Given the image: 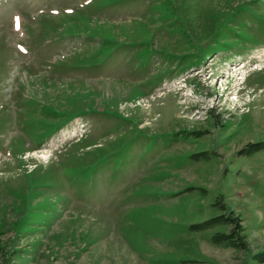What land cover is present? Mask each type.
Wrapping results in <instances>:
<instances>
[{"label":"rangeland","instance_id":"rangeland-1","mask_svg":"<svg viewBox=\"0 0 264 264\" xmlns=\"http://www.w3.org/2000/svg\"><path fill=\"white\" fill-rule=\"evenodd\" d=\"M187 2L0 0V264H264V0Z\"/></svg>","mask_w":264,"mask_h":264},{"label":"trees","instance_id":"trees-1","mask_svg":"<svg viewBox=\"0 0 264 264\" xmlns=\"http://www.w3.org/2000/svg\"><path fill=\"white\" fill-rule=\"evenodd\" d=\"M192 1V9L189 8V5H190V2ZM186 6H188V14H187V17H188V22L190 25H192V19L194 18V20L196 21V23L198 24L199 23V18L200 16H202L203 14L207 15L208 17H211L209 14V10H207L204 6H203V2L199 3V0H188L187 3H185ZM190 19V20H189ZM210 20V19H209ZM213 22V21H212ZM195 23V24H196ZM216 23V20L214 21V24ZM209 26L210 27H207L208 29H205V30H208L207 32L205 31V33H207L206 35H211L214 31H212V28L214 27L213 23H211V21H209ZM213 26V27H212ZM212 27V28H211ZM192 34L193 31H190ZM264 147V143L263 142H258V143H254L253 146L246 152H253L255 150H258L260 148H263ZM228 218H226L225 216L221 215V216H218L214 219L215 222H226ZM234 235H231V234H227V233H218L214 236L215 240L216 241H222V240H226L228 241L229 243H232L234 245H238V246H241V244H243V242L241 241H236L235 239H233ZM257 258L259 259H264V252L256 255Z\"/></svg>","mask_w":264,"mask_h":264},{"label":"bare ground","instance_id":"bare-ground-1","mask_svg":"<svg viewBox=\"0 0 264 264\" xmlns=\"http://www.w3.org/2000/svg\"><path fill=\"white\" fill-rule=\"evenodd\" d=\"M245 70H242V71H240L238 74H241V73H243Z\"/></svg>","mask_w":264,"mask_h":264}]
</instances>
